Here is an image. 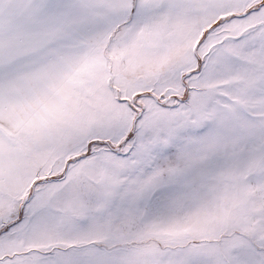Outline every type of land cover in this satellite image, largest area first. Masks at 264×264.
<instances>
[{
	"label": "snow or ice",
	"instance_id": "1",
	"mask_svg": "<svg viewBox=\"0 0 264 264\" xmlns=\"http://www.w3.org/2000/svg\"><path fill=\"white\" fill-rule=\"evenodd\" d=\"M0 264H264V0H0Z\"/></svg>",
	"mask_w": 264,
	"mask_h": 264
}]
</instances>
